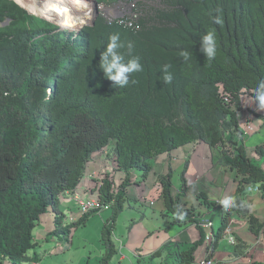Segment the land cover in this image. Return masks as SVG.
Masks as SVG:
<instances>
[{"label":"trees","instance_id":"trees-1","mask_svg":"<svg viewBox=\"0 0 264 264\" xmlns=\"http://www.w3.org/2000/svg\"><path fill=\"white\" fill-rule=\"evenodd\" d=\"M120 1L133 2L140 15L132 22H106L98 12L92 26L80 27L94 11L92 3L82 6L86 0H64L56 16L33 13L18 0H0V262L37 261L28 253L35 247L37 220L47 208L55 212L47 235H61V241L95 214L65 225L58 206L82 181L92 154L106 146L125 179L115 192L103 178L96 191L110 210L99 233V264H108L116 253L111 233L126 201L125 189L148 175L158 155L198 141L217 149L218 164L236 179L206 257L233 218L246 221L248 236L233 234L235 257L245 255L249 241L264 232V222L243 197L251 185L264 200V169L249 159L236 120L244 111L243 91L252 96L257 81L264 79V0H159V6L151 7L139 0ZM217 15L221 24L213 23ZM213 30L217 55L209 62L199 50L200 37ZM111 34L125 44V58H130L131 44V55L139 56L143 66L126 88L115 87L99 67ZM184 50L192 52L188 62L180 56ZM164 65L173 74L170 84L163 83ZM222 96L228 97L227 105ZM253 151L264 160V143ZM133 170L140 172L138 179L132 178ZM159 183V200L175 223L197 224L196 210L183 202L185 188L174 194L169 174ZM197 197L207 208L212 205L204 194ZM199 231L197 242L168 241L152 255L197 264L195 251L203 240Z\"/></svg>","mask_w":264,"mask_h":264},{"label":"crops","instance_id":"crops-1","mask_svg":"<svg viewBox=\"0 0 264 264\" xmlns=\"http://www.w3.org/2000/svg\"><path fill=\"white\" fill-rule=\"evenodd\" d=\"M248 97L251 96L247 94L240 98L244 111L236 120L240 123L247 154L264 169V160H261L253 151L257 145L264 143V110H256L255 102L250 103ZM113 157V152L107 146L92 154L82 181L72 192L60 198L58 209L62 222L69 223L79 218L78 206L71 199L72 193L78 194L83 199H96V187L105 175L113 185L116 184L118 187L121 185L120 179L124 175L114 169ZM218 158V150L201 141L190 146L174 148L155 157L148 175L139 182L133 181L125 189L126 201L111 233L116 253L108 264H166V261H171V258H159L152 255L166 242L192 244L201 239L199 230L203 232V235L205 230L210 228L214 231L220 224L221 216L225 211L226 205L223 201L228 200L236 188V179H233L227 167L218 164ZM136 171L131 172L134 179H138ZM181 173H183V182L179 177ZM167 174H169L171 190L174 194L181 193L185 188L182 199L186 207L196 210L197 224L190 222L179 225L175 223V217L164 210L157 190L161 191L160 177ZM245 187L243 197L249 205L250 212L264 222V200L254 188ZM198 193L204 194L206 200L212 203L209 208L202 199L198 200ZM105 211L100 215L99 221L103 222L109 217L110 210ZM54 216L55 212L49 208L41 214L32 236L35 246L37 241L48 242V240H53L56 245L53 246L49 255L41 256V261L37 260L28 264H72L65 257V253L71 248L77 231L73 230L66 240L55 241L54 237L47 235L53 229ZM232 222L235 224L226 228L229 232H223V238L218 241L214 253L211 254L213 264H264V232L249 241L245 255L235 257L230 247L232 244L228 242V239L233 237V234H238L243 239L248 238L245 230L247 224L246 221L238 218H233ZM98 227L101 230L99 225ZM201 244L195 254L199 249L202 250ZM102 253L103 247L100 242L97 255L94 258L90 257L86 264H99ZM0 264L11 263L3 260ZM172 264H175L174 260Z\"/></svg>","mask_w":264,"mask_h":264},{"label":"clouds","instance_id":"clouds-1","mask_svg":"<svg viewBox=\"0 0 264 264\" xmlns=\"http://www.w3.org/2000/svg\"><path fill=\"white\" fill-rule=\"evenodd\" d=\"M87 3L88 2L83 3L82 6ZM212 20L215 24L222 23V19L219 15L212 17ZM123 48H125V44L121 42L120 36L118 34H111L108 37V42L104 47V50L100 53L99 67L103 71L104 77L113 82L114 86L117 88H126L130 83H135V81L131 80L130 77L133 73L141 72L143 70V66L140 62V57L131 55L132 45H127L130 56V58L128 59L125 58V54L121 51V49ZM199 50L204 54L209 62L216 58L217 40L214 30L207 31L200 37ZM180 56L185 62H188L192 57V52L190 53L184 50L180 52ZM169 67V65H164L162 68L164 84H170L173 80V74L168 70ZM245 91L248 92V90ZM251 92L253 93V95L251 97H248L250 103H256V110H264V79H259L256 83L255 88H253ZM122 174L125 176L124 173ZM247 186L252 187L256 191H258L256 186ZM229 202L230 201L228 200L223 201L225 205H228Z\"/></svg>","mask_w":264,"mask_h":264},{"label":"rangeland","instance_id":"rangeland-1","mask_svg":"<svg viewBox=\"0 0 264 264\" xmlns=\"http://www.w3.org/2000/svg\"><path fill=\"white\" fill-rule=\"evenodd\" d=\"M41 0H28V4L31 6L32 4L40 5ZM91 0H86V2H89L87 5H90ZM144 6L151 7V6H159L160 2L159 0H139ZM37 2V3H36ZM113 7H116V9L120 8L121 11V18H130L129 21L132 22V18L135 20L136 15H140L141 9H138L137 11L135 8V4H133L132 8H128L125 3L121 4H114ZM93 7V6H91ZM124 7V9H123ZM127 7V8H125ZM107 8V7H105ZM120 17V16H118ZM48 93V92H47ZM249 159L250 156L248 155ZM252 160V159H251ZM137 178L140 177V172L136 171ZM48 209V208H47ZM106 211H100L99 213H95L91 216H89L83 225L76 226L75 231H77L74 234L73 237V244L71 248H69V251L65 253V257L68 261H71L72 264H86L90 257L94 258L97 255L98 247L100 245L99 240V231L100 227H102V221H99L100 215L104 214ZM237 223V221H236ZM232 224H235L232 222ZM55 241H61V235L54 238ZM66 240V239H65ZM70 240V239H69ZM56 245L53 240H48V242H42L37 241V245L29 251L28 255L29 257L36 256L38 261H41L42 257L45 254H50L52 252L53 246ZM200 249L197 251V253H200ZM47 256V255H46ZM41 257V258H40ZM166 261V264H172L173 260ZM204 260L203 255L200 257H196V261H202Z\"/></svg>","mask_w":264,"mask_h":264},{"label":"bare ground","instance_id":"bare-ground-1","mask_svg":"<svg viewBox=\"0 0 264 264\" xmlns=\"http://www.w3.org/2000/svg\"><path fill=\"white\" fill-rule=\"evenodd\" d=\"M19 1V3L21 4V5H24V3H28V0H18ZM63 1L64 0H46V2H43L42 0L40 1V5L38 6V5H36L35 4V6H34V4H32L30 7H31V11H33V13L36 11V13H37V10L38 11H41V12H47V13H49V15L51 14V15H54V16H56V15H58L57 13H59L60 12V10H61V8H62V3H63ZM119 2H121L120 0H117L116 2H114L113 4H107L106 2L104 3V2H97V5H98V8H97V11L100 13V15H101V17L102 18H104V20L107 22V20H108V17H109V15H112L113 13H112V10H109V9H111L113 6L112 5H114V4H118ZM37 3V2H36ZM26 5V4H25ZM100 5H101V7L103 8L102 10H100ZM105 7H107V8H105ZM117 10V9H116ZM115 10V11H116ZM247 94H249V92H246V91H243V93L241 94V96H240V98L242 97V96H245V95H247ZM222 102H223V104H225V105H227V103H228V97L227 96H222ZM115 157H113V162H114V165H113V167H114V169L115 170H117V171H119L118 170V166H117V163H116V160L114 159ZM120 177H121V175H120ZM103 178H106V179H108V176H103ZM103 178H101V181L103 180ZM111 183H112V181L110 180V179H108ZM120 181H121V179H120ZM112 186H113V184H112ZM97 191V190H96ZM157 193L161 196V191L159 190H157ZM141 197V196H140ZM49 209H51V208H49ZM52 210V209H51ZM104 210H108V209H104ZM101 211H103V210H101ZM100 211H98V212H92V213H99ZM90 214V213H89ZM61 215V214H60ZM82 216H80L79 215V218H81ZM78 218V219H79ZM77 221V220H76ZM76 221H72V222H64V224L65 225H69V224H72V223H74V222H76ZM62 222V223H63ZM211 231V233H212V240H211V242L209 243V242H207L206 241V239H207V236L209 235V233H210V231ZM206 232L204 233V235H203V240H202V244H201V247H202V250H201V252L200 253H197L196 255H195V258L196 257H199V256H202L203 254H204V252L207 250V247L214 241V231H212V229L210 228V229H208V230H205ZM223 231H225L224 233H226V229H224ZM230 238H232L233 239V237H230ZM228 242H229V239H228ZM230 243V242H229ZM234 243V240H233V242L232 243H230V244H233ZM200 247V248H201ZM206 253V252H205ZM204 258H205V261H211L212 262V264H213V260H212V256H210V257H206V254H205V256H204ZM196 263L197 264H199V261H196Z\"/></svg>","mask_w":264,"mask_h":264},{"label":"built area","instance_id":"built-area-1","mask_svg":"<svg viewBox=\"0 0 264 264\" xmlns=\"http://www.w3.org/2000/svg\"><path fill=\"white\" fill-rule=\"evenodd\" d=\"M42 1L45 2L46 0H42ZM122 3H125L128 8H132L133 7V2H122L121 1L118 4H121L122 5ZM127 7H125V8H127ZM102 9L103 8L100 5V10H102ZM123 9H124V7H123ZM109 10H112V13L113 14L112 15H109L107 22H111L114 19H118V20L124 19V17L121 18V14H122L121 11L122 10H120V8H118L116 10V7H112ZM118 16H120V17H118ZM123 22H126V19H124ZM127 25L130 26L131 25V22H127ZM124 177L125 176L122 177V179L120 181V184H122V182L124 180ZM101 183H102V181H101ZM101 183L96 187V190H98V188L101 185ZM118 188L119 187L116 184H114L112 186V190H115V192L117 191ZM71 195H72L71 199L78 206V210H79L80 216H84V215L89 214V213H92V212H98V211H101V210H104V209H108L109 208V205L108 204H102L97 197H96V199H83V198H81L76 193H72ZM228 232L229 231L227 230L226 233H228ZM212 237L213 236H212V233L210 231L209 235L207 236L206 241L210 243L211 240H212ZM229 242L232 243L233 242V239L232 238H229ZM205 254L206 253L204 252L203 257L205 256ZM199 264H212V262L211 261H205V258H204V260L200 261Z\"/></svg>","mask_w":264,"mask_h":264},{"label":"water","instance_id":"water-1","mask_svg":"<svg viewBox=\"0 0 264 264\" xmlns=\"http://www.w3.org/2000/svg\"><path fill=\"white\" fill-rule=\"evenodd\" d=\"M90 3H92L93 9H94L93 13H91L92 14L91 19L88 22H84V23L80 24V27L83 26V25L92 26L94 24V21L96 20V17H97V14H98V11H97V8H98L97 1L96 0H92Z\"/></svg>","mask_w":264,"mask_h":264}]
</instances>
